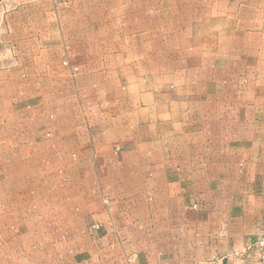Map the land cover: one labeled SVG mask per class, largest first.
Masks as SVG:
<instances>
[{
	"label": "rangeland",
	"instance_id": "obj_1",
	"mask_svg": "<svg viewBox=\"0 0 264 264\" xmlns=\"http://www.w3.org/2000/svg\"><path fill=\"white\" fill-rule=\"evenodd\" d=\"M42 55L62 81L53 102L23 83ZM125 146L262 170L264 0H0V264H63L74 234L55 211L79 214L81 167L123 161ZM2 148L47 170L17 200L22 155Z\"/></svg>",
	"mask_w": 264,
	"mask_h": 264
},
{
	"label": "crops",
	"instance_id": "obj_2",
	"mask_svg": "<svg viewBox=\"0 0 264 264\" xmlns=\"http://www.w3.org/2000/svg\"><path fill=\"white\" fill-rule=\"evenodd\" d=\"M23 72L32 78L23 83L35 90L38 103L46 95L48 102L56 99L62 81L50 59L42 55ZM63 138L59 143L55 136L52 143L67 148L77 140ZM104 138L97 150L108 154L114 148H106ZM2 149L22 155L16 184L6 181L7 195L17 200L45 167L29 160L27 148ZM176 149L173 162L163 161L168 148L126 147L123 161L81 167L79 214L66 206L55 211L59 231L74 234L62 244L63 264H255L264 230V167L252 177H236L232 165L198 162L189 155L195 148Z\"/></svg>",
	"mask_w": 264,
	"mask_h": 264
},
{
	"label": "built area",
	"instance_id": "obj_3",
	"mask_svg": "<svg viewBox=\"0 0 264 264\" xmlns=\"http://www.w3.org/2000/svg\"><path fill=\"white\" fill-rule=\"evenodd\" d=\"M256 248L259 253V258L255 262V264H264V230H262L258 236V240L256 242Z\"/></svg>",
	"mask_w": 264,
	"mask_h": 264
}]
</instances>
